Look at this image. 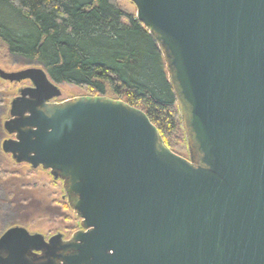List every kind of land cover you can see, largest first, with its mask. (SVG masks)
Segmentation results:
<instances>
[{"label":"water","instance_id":"95a60500","mask_svg":"<svg viewBox=\"0 0 264 264\" xmlns=\"http://www.w3.org/2000/svg\"><path fill=\"white\" fill-rule=\"evenodd\" d=\"M158 45L188 158L122 101L62 93L40 67L10 103L1 150L48 171L80 220L69 239L20 227L0 264H264V0H129Z\"/></svg>","mask_w":264,"mask_h":264},{"label":"trees","instance_id":"16d2710c","mask_svg":"<svg viewBox=\"0 0 264 264\" xmlns=\"http://www.w3.org/2000/svg\"><path fill=\"white\" fill-rule=\"evenodd\" d=\"M119 1L0 0V49L57 86L141 110L172 152V140L187 147L162 53Z\"/></svg>","mask_w":264,"mask_h":264},{"label":"rangeland","instance_id":"374dc122","mask_svg":"<svg viewBox=\"0 0 264 264\" xmlns=\"http://www.w3.org/2000/svg\"><path fill=\"white\" fill-rule=\"evenodd\" d=\"M119 2L124 12L136 15L135 6L129 0ZM25 68L0 49V69L17 72ZM25 86L0 80V126L9 118L11 101ZM58 87L62 93L58 102L86 96L85 91L71 85ZM6 138V134L0 133V236L9 228L20 227L30 234H41L45 239L56 234L69 239L80 229V221L64 199L62 183L53 180L50 173L41 168L34 170L28 165L16 164L1 150ZM171 144L174 153L188 158L187 147L180 140H172Z\"/></svg>","mask_w":264,"mask_h":264},{"label":"flooded vegetation","instance_id":"af4514ba","mask_svg":"<svg viewBox=\"0 0 264 264\" xmlns=\"http://www.w3.org/2000/svg\"><path fill=\"white\" fill-rule=\"evenodd\" d=\"M22 83H24V84H26V86L24 87V88H26V87H31V85H30V83L29 82H22ZM20 84V83H19ZM59 100V99H58ZM58 100H55V101H52L51 103H59L58 102ZM13 137L12 136H8V138H6V139H4V140H7V139H12ZM3 140V141H4ZM11 157V156H10ZM80 221V220H79Z\"/></svg>","mask_w":264,"mask_h":264}]
</instances>
